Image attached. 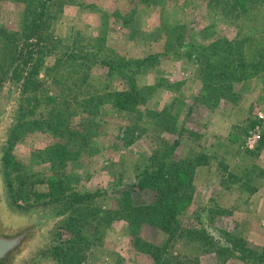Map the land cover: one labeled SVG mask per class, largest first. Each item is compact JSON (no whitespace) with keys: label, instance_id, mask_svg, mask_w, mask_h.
I'll use <instances>...</instances> for the list:
<instances>
[{"label":"rangeland","instance_id":"374dc122","mask_svg":"<svg viewBox=\"0 0 264 264\" xmlns=\"http://www.w3.org/2000/svg\"><path fill=\"white\" fill-rule=\"evenodd\" d=\"M40 2L0 0V27L15 37L0 40L1 64L9 63L1 69H7L5 72L0 71V105L8 88L13 90L0 141L1 207L7 220L13 222L47 211L61 213L50 224L48 237L17 264H152L150 255L134 247L126 223L116 218L110 222L98 219L102 216L99 209L115 211L119 207L117 197L123 192H128L129 201L135 205L150 203L154 192L132 185L136 172L145 166L150 170L166 160L163 154L172 146L168 162L198 155L202 159L193 169L189 202L176 218L184 222L198 218L222 244L227 242L225 233L230 232L242 237L249 248L264 249V149L255 148L264 129V74L234 79L232 97L220 98L211 107L199 95L207 61L185 55L188 36L193 32L195 41L203 44L219 37L244 40V53L251 57V38L264 35V2H249L244 8L237 4L228 15L211 7L210 0H46L43 9ZM40 9L45 12L39 27L22 34L26 21L38 16ZM172 48L182 55L161 56L171 54L168 50ZM14 54L18 58L12 61ZM85 54L87 59H83ZM151 54L160 58L151 68L134 75L138 95L128 106L105 101L91 112L73 97L79 92L129 90L122 78L109 74L108 67L99 61L107 58L120 63ZM30 76L39 79L38 85L24 92L25 79ZM77 76H86L83 90H78L81 83L76 81ZM13 80H17L15 84H11ZM70 86L73 89L68 91ZM26 96L31 97L22 105L27 119L49 121L59 130L57 118L64 113L68 124L81 123L85 139L78 155L72 154L60 166L48 159L46 150L55 148L63 135L55 137L24 123L10 147L11 158L26 165L32 182L56 174L65 180L69 177L70 190L99 192L82 209L71 207L70 200L36 202L34 192L46 190L45 183H35L15 202L11 199L3 157ZM252 120L257 122L250 127ZM253 131L259 138L249 148L246 140ZM70 149L77 151L75 147ZM155 152L158 156L152 160ZM186 181L181 185L186 186ZM27 195L29 198H25ZM73 215L77 221L62 233V238L79 234L92 239V244L80 263L57 261L48 251L59 244L57 232ZM139 235L150 243L166 239L163 232L150 225L140 226ZM225 264L244 263L230 257Z\"/></svg>","mask_w":264,"mask_h":264},{"label":"trees","instance_id":"16d2710c","mask_svg":"<svg viewBox=\"0 0 264 264\" xmlns=\"http://www.w3.org/2000/svg\"><path fill=\"white\" fill-rule=\"evenodd\" d=\"M40 1H42L40 3L43 9V4L46 0ZM138 1L143 2L145 0ZM249 2L260 4L264 0H210V5L213 8L221 10L223 14L228 15L235 11L237 4H239L238 8H244L245 4ZM42 9L36 12L38 16L33 15L30 20L26 21L22 34L25 33L24 31L32 32L39 27L42 21V14L45 12ZM194 36L193 32L188 36L189 49L185 52V55L188 57L195 55L207 61L199 94L201 101L205 104L213 107L220 98H231L233 95L231 81L234 79L241 80L253 74H264V35H257L251 38L254 41L251 57H247L244 53L246 42L244 40L235 41L226 37H219L207 44H203L195 41L196 37ZM14 38V33L11 34L0 27L1 41ZM170 50H172L171 54L164 53L161 56L171 55V57H178L182 55V53L180 55L177 48H172L168 51ZM66 53L64 52L63 55ZM87 56L88 54H85L83 59H87ZM17 58L18 56L16 57V54H14L12 61ZM159 58L158 54H151L141 59L126 60L120 63L103 58L99 62L108 67L109 74L122 78L130 89L126 91L116 90L115 92L105 90L102 93L79 92L73 94V97L75 96L80 100L78 102L79 105L85 104V109L89 107L91 112L95 111L96 106L105 103V101H112L114 105L120 107L124 105L128 106L138 95L136 88L134 90V75L140 69L145 70L154 66ZM1 63L0 61V71H3L1 70L2 67L9 65V63L5 62L3 65ZM31 77L25 79L24 92L30 87H37L38 85L39 79ZM85 77L77 76L76 81L81 83L78 90L84 89L83 83L85 82ZM2 80L0 77V84ZM67 89L71 91L73 87L70 86ZM30 98L29 96L22 98L17 123L11 129L9 145L4 151L3 167L12 201L15 202L17 198L29 193L35 183H45L47 186L46 190L40 193L34 192L36 202L46 200L45 203H56L70 200L71 207L76 205L77 208L92 203V199L99 192L70 190L68 186L69 177L65 180L56 174L49 175L45 181L39 178L32 182V176L27 172L26 165L12 160L10 147L15 140L18 128L24 123L40 131L53 133L55 137L59 134L63 135L56 142L55 148L51 147L46 150L48 159L53 163L58 162L60 166H64V161L67 162L71 159L72 154L77 156L78 151L83 146L82 142L85 139V135L80 127L81 123H77L76 125L68 124L67 116L64 113H61L57 118L59 130L53 128L49 121L27 119V114L24 112L22 105L26 104ZM250 122V127H252L257 121L252 120ZM170 131H173V129L170 128ZM262 132L261 138L255 146L256 150L264 149V129ZM177 142L178 140H175L173 143L176 144ZM70 147H75L77 151L74 152ZM172 147H169V152L167 151L163 154V158H166V160L158 162L150 170L145 166L142 169L139 168L136 172L135 182L132 185L142 190H152L154 192V199L150 203L135 205L129 201L128 192H123L122 196L117 197V205L119 207L113 212L99 209L100 214L102 216L106 215L107 218L103 219L102 216H99L98 219L104 222H107V219L110 222L112 219L115 220V218L123 220L126 223L128 235L132 237L134 247L137 251L150 255L152 264H202L204 260L211 261V264H225V261L230 257H235L244 264H264V249L258 251L249 248L242 237L226 232L225 237L227 242L226 244H222L206 231L203 223L198 218H194L191 222L180 221V219L176 218V215L181 213L187 202H189L188 197L190 195L188 191L191 190L190 182L193 169L201 163L202 159L200 160L198 155L195 159L187 158L185 161L168 162L171 161ZM156 155L158 156L157 152L151 155L150 158L153 160ZM32 175L34 176V173ZM184 179L189 180L186 181L188 182L186 186L181 185V183H184ZM25 198H29V196L27 195ZM221 212L225 213V210ZM96 214H98L97 211ZM76 218L74 215L69 217L60 227L57 232V236L60 239L59 244L48 251L57 261L68 259L80 263L87 256L92 239H86L79 234L71 236L68 239L62 238V233L68 231L72 227V224H75ZM142 225L154 226L166 235V239L162 243H150L144 237H140V235L136 236ZM134 235L135 237H133Z\"/></svg>","mask_w":264,"mask_h":264},{"label":"water","instance_id":"95a60500","mask_svg":"<svg viewBox=\"0 0 264 264\" xmlns=\"http://www.w3.org/2000/svg\"><path fill=\"white\" fill-rule=\"evenodd\" d=\"M16 81L13 80L11 84ZM12 91V88H8L4 102L0 105V141L10 111ZM59 215L55 211H47L24 221H9L3 213L0 197V264H17L35 244L48 237L50 224Z\"/></svg>","mask_w":264,"mask_h":264},{"label":"built area","instance_id":"2783aa9c","mask_svg":"<svg viewBox=\"0 0 264 264\" xmlns=\"http://www.w3.org/2000/svg\"><path fill=\"white\" fill-rule=\"evenodd\" d=\"M259 135L257 131H253L251 132L248 136H247V146L249 148L254 147V145L256 144V142L258 141Z\"/></svg>","mask_w":264,"mask_h":264}]
</instances>
